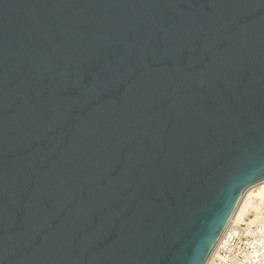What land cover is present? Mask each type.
I'll return each instance as SVG.
<instances>
[{
    "label": "water",
    "instance_id": "water-1",
    "mask_svg": "<svg viewBox=\"0 0 264 264\" xmlns=\"http://www.w3.org/2000/svg\"><path fill=\"white\" fill-rule=\"evenodd\" d=\"M264 181V0H0V264H205Z\"/></svg>",
    "mask_w": 264,
    "mask_h": 264
},
{
    "label": "built area",
    "instance_id": "built-area-1",
    "mask_svg": "<svg viewBox=\"0 0 264 264\" xmlns=\"http://www.w3.org/2000/svg\"><path fill=\"white\" fill-rule=\"evenodd\" d=\"M209 264H264V210L255 224L231 223Z\"/></svg>",
    "mask_w": 264,
    "mask_h": 264
},
{
    "label": "bare ground",
    "instance_id": "bare-ground-1",
    "mask_svg": "<svg viewBox=\"0 0 264 264\" xmlns=\"http://www.w3.org/2000/svg\"><path fill=\"white\" fill-rule=\"evenodd\" d=\"M256 186L260 187L259 191L255 194H253V197H249L244 202V204L239 203V206L237 207L236 211L234 212V214H233V216H232V218H231V220L228 223L226 228H228L231 223H235L237 225L242 224V223L252 225V224L257 223L261 219V217L263 215L262 210L264 207V181L260 182L259 184L252 186L251 188L256 187ZM251 188H249V189H251ZM253 210L255 211L254 218L251 217V213ZM222 236H223V234H222ZM222 236L220 237L219 241L217 242L216 246L214 247L211 255L209 256V258L205 264L210 263V259L213 256V254L215 253L216 248L219 245Z\"/></svg>",
    "mask_w": 264,
    "mask_h": 264
},
{
    "label": "rangeland",
    "instance_id": "rangeland-1",
    "mask_svg": "<svg viewBox=\"0 0 264 264\" xmlns=\"http://www.w3.org/2000/svg\"><path fill=\"white\" fill-rule=\"evenodd\" d=\"M260 187L256 186L251 189H248L247 192L243 195V199L240 201L241 204H244V202L249 198L253 197V194L257 193L259 191ZM243 201V202H242ZM242 206V205H241ZM242 208V207H241ZM264 210V207H263ZM262 210V211H263ZM255 211L253 210L251 213V217L254 218Z\"/></svg>",
    "mask_w": 264,
    "mask_h": 264
}]
</instances>
